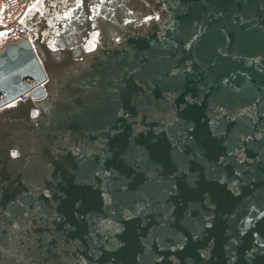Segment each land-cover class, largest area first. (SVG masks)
Wrapping results in <instances>:
<instances>
[{
	"label": "water",
	"instance_id": "1",
	"mask_svg": "<svg viewBox=\"0 0 264 264\" xmlns=\"http://www.w3.org/2000/svg\"><path fill=\"white\" fill-rule=\"evenodd\" d=\"M19 23L0 264H264V0H36Z\"/></svg>",
	"mask_w": 264,
	"mask_h": 264
},
{
	"label": "built area",
	"instance_id": "2",
	"mask_svg": "<svg viewBox=\"0 0 264 264\" xmlns=\"http://www.w3.org/2000/svg\"><path fill=\"white\" fill-rule=\"evenodd\" d=\"M35 2L36 0H0V33L8 35L10 37L8 38L12 39L10 41H16L23 37L29 38V30L19 21ZM24 95L26 94L22 96Z\"/></svg>",
	"mask_w": 264,
	"mask_h": 264
},
{
	"label": "rangeland",
	"instance_id": "3",
	"mask_svg": "<svg viewBox=\"0 0 264 264\" xmlns=\"http://www.w3.org/2000/svg\"><path fill=\"white\" fill-rule=\"evenodd\" d=\"M1 34V33H0ZM3 38L2 39H0V48H2L3 47V45H5L7 42H9L10 40H12V39H9L10 37L7 35V36H5L4 34H3ZM9 37V38H8Z\"/></svg>",
	"mask_w": 264,
	"mask_h": 264
},
{
	"label": "crops",
	"instance_id": "4",
	"mask_svg": "<svg viewBox=\"0 0 264 264\" xmlns=\"http://www.w3.org/2000/svg\"><path fill=\"white\" fill-rule=\"evenodd\" d=\"M4 36L2 34H0V39H2Z\"/></svg>",
	"mask_w": 264,
	"mask_h": 264
}]
</instances>
